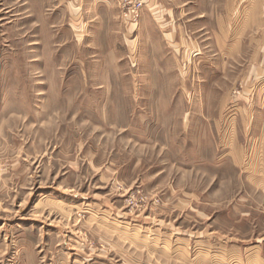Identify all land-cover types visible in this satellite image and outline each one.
I'll return each mask as SVG.
<instances>
[{
  "label": "rangeland",
  "instance_id": "obj_1",
  "mask_svg": "<svg viewBox=\"0 0 264 264\" xmlns=\"http://www.w3.org/2000/svg\"><path fill=\"white\" fill-rule=\"evenodd\" d=\"M79 2L0 0V264H264V0Z\"/></svg>",
  "mask_w": 264,
  "mask_h": 264
},
{
  "label": "built area",
  "instance_id": "obj_2",
  "mask_svg": "<svg viewBox=\"0 0 264 264\" xmlns=\"http://www.w3.org/2000/svg\"><path fill=\"white\" fill-rule=\"evenodd\" d=\"M122 9L126 15L136 18L140 15V11L144 7L143 0H119Z\"/></svg>",
  "mask_w": 264,
  "mask_h": 264
},
{
  "label": "crops",
  "instance_id": "obj_3",
  "mask_svg": "<svg viewBox=\"0 0 264 264\" xmlns=\"http://www.w3.org/2000/svg\"><path fill=\"white\" fill-rule=\"evenodd\" d=\"M82 2L85 3V0H81V2H79V4H81ZM151 2L154 3V0H151ZM255 5H256V7H258V3L255 4ZM259 7H262V5L260 4ZM262 16L263 15L261 13H259V14L258 13L257 14L255 13V15L253 17V20L256 21V22L261 23L262 19L264 21V18ZM259 31L261 33L260 34V38L264 37V31L263 30H259ZM179 41H180V39H179ZM259 49H264V46L260 47Z\"/></svg>",
  "mask_w": 264,
  "mask_h": 264
}]
</instances>
